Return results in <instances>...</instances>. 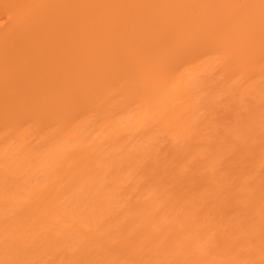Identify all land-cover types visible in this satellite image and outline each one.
Segmentation results:
<instances>
[{"label":"bare ground","instance_id":"bare-ground-1","mask_svg":"<svg viewBox=\"0 0 264 264\" xmlns=\"http://www.w3.org/2000/svg\"><path fill=\"white\" fill-rule=\"evenodd\" d=\"M261 2L0 0V262L264 264Z\"/></svg>","mask_w":264,"mask_h":264},{"label":"snow or ice","instance_id":"snow-or-ice-1","mask_svg":"<svg viewBox=\"0 0 264 264\" xmlns=\"http://www.w3.org/2000/svg\"><path fill=\"white\" fill-rule=\"evenodd\" d=\"M23 7L20 5H5V12L6 15L8 14V10L12 8H19ZM261 8L264 9V0L261 2ZM23 22H27V18H23ZM187 51L185 48L182 47H170L165 48L161 52H159L153 59H152V68L156 75H165L170 71V60H178L182 56L186 55ZM227 59V57H225ZM3 264V262H0Z\"/></svg>","mask_w":264,"mask_h":264},{"label":"rangeland","instance_id":"rangeland-1","mask_svg":"<svg viewBox=\"0 0 264 264\" xmlns=\"http://www.w3.org/2000/svg\"><path fill=\"white\" fill-rule=\"evenodd\" d=\"M171 146L172 144H170V142H160L149 156L150 163L158 164L161 162L167 155V152ZM245 160L247 161L246 164H249L250 157H246Z\"/></svg>","mask_w":264,"mask_h":264}]
</instances>
